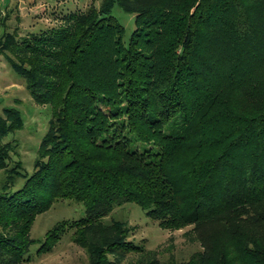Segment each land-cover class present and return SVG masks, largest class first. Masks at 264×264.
I'll list each match as a JSON object with an SVG mask.
<instances>
[{
	"label": "trees",
	"instance_id": "trees-1",
	"mask_svg": "<svg viewBox=\"0 0 264 264\" xmlns=\"http://www.w3.org/2000/svg\"><path fill=\"white\" fill-rule=\"evenodd\" d=\"M115 4L135 14L128 43ZM62 19L0 40L53 106L31 175L4 140L22 113H0V264H45L31 230L62 198L86 216L57 222L41 253L73 230L88 264H264V0H104ZM127 202L163 228L193 225L202 249L161 260L126 221L105 222Z\"/></svg>",
	"mask_w": 264,
	"mask_h": 264
},
{
	"label": "rangeland",
	"instance_id": "rangeland-1",
	"mask_svg": "<svg viewBox=\"0 0 264 264\" xmlns=\"http://www.w3.org/2000/svg\"><path fill=\"white\" fill-rule=\"evenodd\" d=\"M9 18L6 33L18 32V37L27 36L31 32H39L43 28L60 25L63 16L71 11H86L92 6H100L104 0H23ZM112 13L124 25L126 43L136 28L135 14L125 11L115 4ZM0 113L8 107H17L24 118V127L10 133L4 140H16L17 152L13 160H22L24 171L31 175L38 149L52 118L53 106L49 103L40 104L35 101L26 80L11 66L6 55L0 60ZM25 177L20 178L17 187L24 184ZM86 216L85 205L69 198L57 200L50 209L39 214L31 230V235L37 240L32 245L30 256L33 262L45 264H88L89 255L86 248L73 239V230L67 231L59 243L50 251L39 252L41 241L47 232L63 220L73 221ZM126 221L131 227L130 238L136 243L143 244L161 260H184L195 251L202 249L201 242L192 231L193 225L168 229L160 226L146 213L139 204L127 202L117 206L104 218L105 222L113 220ZM139 257L132 254L125 261L129 263Z\"/></svg>",
	"mask_w": 264,
	"mask_h": 264
},
{
	"label": "crops",
	"instance_id": "crops-1",
	"mask_svg": "<svg viewBox=\"0 0 264 264\" xmlns=\"http://www.w3.org/2000/svg\"><path fill=\"white\" fill-rule=\"evenodd\" d=\"M29 2L30 0H25ZM23 0H0V40L9 26V18ZM1 60V56H0ZM1 64V63H0Z\"/></svg>",
	"mask_w": 264,
	"mask_h": 264
}]
</instances>
